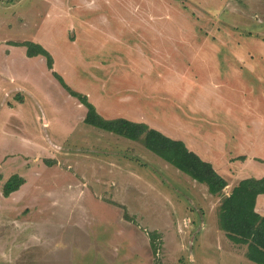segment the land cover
<instances>
[{
    "label": "rangeland",
    "instance_id": "374dc122",
    "mask_svg": "<svg viewBox=\"0 0 264 264\" xmlns=\"http://www.w3.org/2000/svg\"><path fill=\"white\" fill-rule=\"evenodd\" d=\"M61 2L0 0L1 37L19 40L7 64L0 57V264H259L246 257L247 248L225 238L219 208L227 186L210 194L205 183L141 141L86 124L87 107L70 91L86 95L106 119L142 122L135 120L142 114L153 128L192 137L199 149L193 130L201 125L227 132V146L247 158L253 152L264 158V0ZM60 8L75 26L65 14L55 16ZM46 15L48 24L38 33L71 90L46 57L26 55L24 43L33 42ZM121 17L125 32L115 20ZM112 27L117 34H110ZM75 28L82 48L67 49ZM101 29L114 39L106 49L94 42L103 37ZM8 46L1 43L0 52ZM128 49L143 57L132 58ZM213 53L228 74L223 84L233 79L236 87L231 94L222 90L229 95L222 101L209 96L205 107L202 80H193L205 75L204 65L189 73V84L185 78L169 82L160 71L147 76L143 69L185 71ZM233 64L242 73L231 72ZM242 154L234 153V160L246 163ZM13 174L26 183L6 197L3 186ZM251 174L247 178L258 177ZM156 231L154 251L150 233Z\"/></svg>",
    "mask_w": 264,
    "mask_h": 264
},
{
    "label": "trees",
    "instance_id": "16d2710c",
    "mask_svg": "<svg viewBox=\"0 0 264 264\" xmlns=\"http://www.w3.org/2000/svg\"><path fill=\"white\" fill-rule=\"evenodd\" d=\"M24 45L27 46L29 57L45 56L53 75L63 85L65 84L53 70V57L50 52L35 42H25ZM65 86L68 87L66 84ZM70 92L82 99L87 107L84 118L86 124L121 137L141 141L162 159L186 172L198 182L205 183L210 194L217 195L227 186L226 179L215 170L213 164L189 149L184 141L171 138L144 122H134L125 118L106 119L99 114L91 102H88L86 95H81L73 90ZM240 158L245 159L246 156ZM24 183H26L24 177L13 174L3 186L4 196L8 197L18 191ZM263 193L264 177L242 179L224 198L219 208V223L226 236L234 244L246 246V257L259 264H264V216L258 213L255 208L257 197ZM158 236L157 231L150 233L154 251L158 249L156 242Z\"/></svg>",
    "mask_w": 264,
    "mask_h": 264
},
{
    "label": "crops",
    "instance_id": "0c3cea01",
    "mask_svg": "<svg viewBox=\"0 0 264 264\" xmlns=\"http://www.w3.org/2000/svg\"><path fill=\"white\" fill-rule=\"evenodd\" d=\"M53 1H57L58 3L62 4L61 0H53ZM61 8L57 9V12H58L59 15H55V16L59 17L60 15H64L65 14L66 18L69 20V23L70 24H74V26H75L77 23H75L73 20H71L70 14L65 12L64 9L62 10ZM46 18H47V15L39 23L37 31H36V33L34 35L33 42L42 45L48 52H50V54L53 57H55V54H53L54 52L52 51V49L50 48V46L47 43L48 42L47 39L45 37L42 38L40 33H38L41 30L42 27H44L46 24H48V20ZM104 19H106V22H108V25H109L110 22H112L111 20H114V19H111L109 17H105ZM115 20L118 21L119 24L122 25V27H121L122 29L118 28V31L119 32L120 31L125 32V29H124L123 26H124L125 23H127L126 19L121 17V18H116ZM79 23L83 24V22H81V21H79ZM112 24H113V22H112ZM115 30H117V28L116 29H114V27L110 28L109 29L110 34H112V35L117 34V32ZM90 31H97V29L91 27ZM98 31H99V29H98ZM100 32L102 33L103 37L101 38V40H98V39L94 38V42H95L96 45L100 44L99 47L106 49L108 47V42L112 41L114 39L112 37L110 39H108L112 35H109V33L107 31H103L101 29ZM2 34H1V29H0V37L2 36ZM1 38H0V45H1V43L10 44V46H8V50L0 52V57H3L4 58L3 62H5L7 64V62L10 59V57L11 56L13 57V54L9 53L8 51H11L13 48L19 47V42H17L19 40H15V39L10 40L11 38L9 37V35H5V37H1ZM69 39L71 40V43H70V45H69V47L67 49H71V48L72 49H74V48L75 49H77V48L81 49L82 48L80 46L79 41H78V39H80V37H79V34L77 32V28H75L73 36H71ZM113 43H114V41H113ZM118 43H119V41H117V49L122 47V44L124 43V41H123V43H120L119 45H118ZM128 50H130L128 52L131 55V57L132 58H136L138 61H140V58L143 57L140 53H136L135 50H133L134 53H132L131 49H128ZM216 52L220 53L219 50H216ZM26 55H27V51H26ZM237 55H239V57H243L240 54H237ZM38 56H43V55H37V56H34V57H30L29 59L35 60ZM43 57H45V56H43ZM212 57L213 58L210 57V59L206 58V60H204L203 64H198L197 67H193V66L189 67L188 65H185V71H180L178 69L175 70L171 66H167L166 68H164L162 66L152 67L151 64H147L148 65L147 69H146L145 66H143V69L147 70L146 71L147 72V76H149V75L151 76L152 74H154L156 72H159V71L160 72H164V74L167 73V75L166 76L163 75V77H164L165 80H167L169 82L181 81L183 83V79L185 78L186 82L188 83L189 80L191 82H193V80L195 79L196 80L195 82H198V80L201 79L202 81L200 82V84H202L203 88H201V89L203 90V93H202V90H200V98H199L200 104H202L206 100V98H208L209 96L213 100L222 101V99H221L222 97L223 98H227V96H229L226 92H224L222 90H226V88H227L228 90H230L229 92L231 94L232 90L236 86H235V83H234L233 79L230 80L231 82H229L228 85L223 84L225 82L224 79L226 78L225 75L228 76V74H226L223 71L224 70L223 69L224 66L221 64L222 62L219 60L218 54L213 53ZM144 58L146 59L147 56L145 55ZM195 61L200 63L201 60L199 58V60H195ZM207 61H210L211 63L206 65ZM244 62H245V60H244ZM226 63H229V59L226 60ZM6 64H5V67H3V72L7 71L6 70V68H7ZM200 65H204V68H206L205 75H202V72H200V73L196 74L197 76L194 75L193 80L189 79L188 78L190 76L189 73L190 72L191 73H195V70L193 68H195L196 71L204 70V69H200ZM250 65L251 64H247V66H250ZM54 68H53V70L56 71L57 67H56V61L55 60H54ZM159 68H161V69H159ZM231 68H232L231 72H233L234 74L235 73H239V74L242 73L240 71V69H242L241 66H237V65L233 64V65H231ZM152 69H153V71H151ZM233 70H235V72ZM180 73L183 74L181 77H179V75H181ZM208 83H209V85H208ZM153 85L155 87V86H157V83H153ZM149 86L154 88L152 85H150V83H149ZM216 88H218V90H220V91H217ZM204 90H206L207 92H205ZM146 96H147V94H146ZM202 106L205 107V105H203V104H202ZM133 116H135V115L133 114ZM120 117H122V116L115 117V118H120ZM143 118L144 117L141 114V116L139 118H135V120L142 121V122L146 123L147 121L144 120ZM214 118H216V117H214ZM183 127H184V125H183ZM193 127L197 128L196 125H193ZM160 131L162 132L163 130H160ZM165 131H167V132L163 131V133H165L167 136H169L171 138H174V139H177V140L184 141L189 149H191L194 152H196L204 160L209 161V162H211L213 164L215 170L221 176H223L226 179L227 183H228L226 188L229 189V192H227L228 193L227 195H229L231 193L233 188L235 186H237L242 179H245L248 176L252 175L251 174V170H253L255 173H258L256 175L258 177H256V178L264 177V163H263L264 162V158L258 156L257 153H254V152L252 154L249 153V155L251 157L250 158L246 157L248 159L246 163H239L238 160H234V158H235L234 153H237V152H238V154L244 153V154L239 155V156H246L245 155L246 153L243 152V151H238L237 147H235V149H234V148H229L227 146V144L230 141L229 139H225L224 138L227 132H225V133L215 132V131H210L209 132V131H207L205 129H202V127L200 125V130L199 131L193 130V135H197V136H199L201 138L200 142L202 144H200V149H199V148L193 146V143H192L193 138L189 137L187 134L182 133L181 135H179V137H174V136H172V134L169 132L168 129H165ZM245 138L248 140V137H245ZM239 148L241 149V147H239ZM207 153H210L212 155L207 154ZM239 156H237V158ZM255 209H256V211L258 213H260L262 216H264V193L260 194L257 197L256 208ZM225 238L227 239L228 237L225 236ZM229 241H230L229 243L230 244L232 243V245H234L235 248L238 246V245L234 244L230 239H229ZM238 247H241V246H238ZM243 247L246 249V246H243Z\"/></svg>",
    "mask_w": 264,
    "mask_h": 264
}]
</instances>
